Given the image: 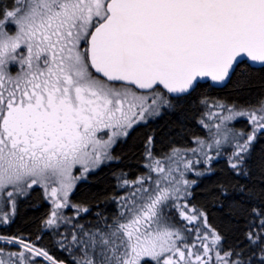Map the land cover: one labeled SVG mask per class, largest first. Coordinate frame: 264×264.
Instances as JSON below:
<instances>
[{"label":"snow or ice","instance_id":"obj_1","mask_svg":"<svg viewBox=\"0 0 264 264\" xmlns=\"http://www.w3.org/2000/svg\"><path fill=\"white\" fill-rule=\"evenodd\" d=\"M245 58L264 65V0L0 4V192L11 187L23 193L33 185L47 192L50 184L58 185L51 187L55 208L46 221L55 224L56 210L68 206L80 178L73 176L78 165L86 173L112 159L110 149L134 125L170 108L172 99L190 94L202 78L224 82ZM260 104L264 112V100ZM248 115L264 128L255 114ZM255 132L237 144L238 160ZM154 164L151 170L163 174L155 188L149 191L143 180L134 182L140 187L122 198L112 223L87 240L73 236L92 253L86 251L84 264H211L209 253L221 236L209 230L197 237L200 249L189 247L166 212L180 188L160 186L175 180L173 169L165 173L161 161ZM180 215L190 223L198 219L184 211ZM247 239L251 255L215 251L216 264H264V219L260 231L249 232ZM18 242L34 256L58 264L48 252ZM19 256L23 264L24 253Z\"/></svg>","mask_w":264,"mask_h":264},{"label":"trees","instance_id":"obj_2","mask_svg":"<svg viewBox=\"0 0 264 264\" xmlns=\"http://www.w3.org/2000/svg\"><path fill=\"white\" fill-rule=\"evenodd\" d=\"M10 3L11 0H0V4ZM263 95L264 66L250 68L243 62L222 88L199 83L190 94L172 99L170 108H162L156 117L134 125L112 147L113 158L89 173L71 192L70 202L79 210L87 209L75 216L74 230L91 234L112 223L120 212L123 183L144 174L149 152L153 158H160L171 150L187 148L195 139L203 137L205 130L200 117L205 103L218 100L249 107L257 104ZM186 202L202 212L209 229L221 236L215 251H220L222 256L228 251L242 252L244 258L251 255L247 234L259 232L260 221L264 219V129L236 168L223 157L210 162L208 170L196 178ZM48 212L41 189L29 188L17 197L6 222L0 223V236L21 238L62 264H78L74 259L80 260L79 252L65 245L66 240L60 241L54 228L46 227ZM215 251H212L211 264H216ZM26 258L25 264H50L33 254H26Z\"/></svg>","mask_w":264,"mask_h":264},{"label":"rangeland","instance_id":"obj_3","mask_svg":"<svg viewBox=\"0 0 264 264\" xmlns=\"http://www.w3.org/2000/svg\"><path fill=\"white\" fill-rule=\"evenodd\" d=\"M261 100H264V95ZM260 101L257 104L249 107H239L230 104L228 105L218 100L208 101L207 103H205V108L202 111L200 117V124L205 130V135L201 138L195 139L191 146L184 149H177L179 150V155L174 154L173 150L169 151L160 158H153L151 155L147 154L144 163L146 168L144 174L137 177L132 182L128 181V184H125V182L123 183L124 193L119 197V201H121L122 203V198L129 197L131 192L140 187V184L134 182L143 180V187L148 189L149 191L155 188L157 179L163 174L151 170L149 165L154 168L156 166L154 164V161H161V166L164 167L165 173L169 168L173 169L172 177H174L175 180H171L170 178L169 181H163L160 186H174L180 188V192L177 194L176 198L168 202L166 212L170 219V224L174 228V230H179L181 232V235L186 238V242L188 243L189 247L195 245L193 251L200 249V241L197 239V237L209 232V230L211 229H209V227L205 223L204 215H201L202 212L187 204L186 199L189 196L190 189L196 183V178L202 173L206 172V170H208L209 168V163L214 161L215 159L223 157L228 160L231 166L233 163L238 164L240 159L238 160L234 155V153L238 150L236 147L237 144H243L247 140L248 136L253 133L254 128H256L255 139L258 133L264 129L257 127V124H254L253 121L249 119L248 115L255 114L258 123H264V121L259 120V117L264 115V112L260 111ZM241 111L245 112L246 114L243 116L233 115V113ZM229 115H233V118L231 120L223 119V117ZM151 118H148L147 120ZM123 138L124 137H120L117 139V141ZM255 139L250 143L249 148L255 141ZM216 141H219L218 145ZM247 153L248 151L246 153H242V158L245 157ZM169 157L171 159H169ZM110 160L111 159L104 160L98 166L90 168V170L86 173H83L81 166L78 165L73 170V176H78L80 178L75 181L73 189L78 182L85 180L89 173L95 171L99 166L109 162ZM189 162H191L190 167L186 168L185 165ZM184 181H188V183L185 184ZM34 186H37L41 189L44 198L48 203L49 212L46 219L47 221L52 217V211L55 208V205L53 204V198L50 195V190L51 187H58V185L50 184L47 192L41 185H33L32 187ZM28 189L29 188H25L23 193H19L9 187L0 192V223L6 222L13 211V204L15 203L17 197L26 193ZM10 191L13 192V195L11 197L8 196V192ZM71 192L69 193V196ZM69 196L68 206L56 210V223L51 226L46 223V227L54 228L60 241L66 240V242L64 243L65 245H67L68 247L69 245H71L73 249L79 252L80 260L74 259V261L78 264H82L86 259L85 253L88 250L86 248V245L74 241L73 236L76 237L77 241H80L87 240V236L89 234L85 233L84 231L78 233L74 230V227H76L75 216H77L78 214H82L84 212V209L79 210L76 205H73L69 200ZM57 199L62 200V197L58 194ZM121 210L122 209L120 206V211ZM181 211L186 212L188 215L195 214L197 215L198 219L190 223L180 215ZM20 240L21 238L0 236V262H2V264H20L21 258L19 256V253L21 252L24 253L23 264H25V260L27 259L26 254L32 253H29L22 247V245L19 244L18 241ZM210 240L211 236H209V241ZM8 247H11L12 249H9ZM88 255L92 256V253L88 251ZM209 256H213L212 252L209 253ZM39 258L45 260L43 257ZM214 258L216 259L215 255ZM204 259H208V257H204ZM47 262L50 263L49 261ZM58 264H62V262H58Z\"/></svg>","mask_w":264,"mask_h":264},{"label":"water","instance_id":"obj_4","mask_svg":"<svg viewBox=\"0 0 264 264\" xmlns=\"http://www.w3.org/2000/svg\"><path fill=\"white\" fill-rule=\"evenodd\" d=\"M244 63H246L250 68H258V67H262L264 65H261L259 63H254L250 60H248L247 58L244 59ZM231 77V76H230ZM230 78L226 79L224 82H213L210 78H202L199 83L203 84V83H207L210 87L212 88H222L223 86H225L227 84V82L229 81ZM192 92V91H191ZM187 94H183L182 96H185Z\"/></svg>","mask_w":264,"mask_h":264}]
</instances>
